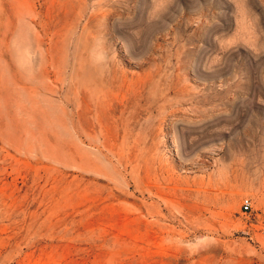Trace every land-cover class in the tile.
Here are the masks:
<instances>
[{
    "label": "rangeland",
    "instance_id": "374dc122",
    "mask_svg": "<svg viewBox=\"0 0 264 264\" xmlns=\"http://www.w3.org/2000/svg\"><path fill=\"white\" fill-rule=\"evenodd\" d=\"M0 264H264V0H0Z\"/></svg>",
    "mask_w": 264,
    "mask_h": 264
},
{
    "label": "built area",
    "instance_id": "2783aa9c",
    "mask_svg": "<svg viewBox=\"0 0 264 264\" xmlns=\"http://www.w3.org/2000/svg\"><path fill=\"white\" fill-rule=\"evenodd\" d=\"M250 208H251L250 200L249 199H245L243 201V209H244V211H248V210H250Z\"/></svg>",
    "mask_w": 264,
    "mask_h": 264
}]
</instances>
